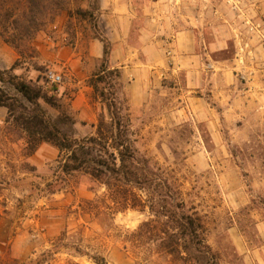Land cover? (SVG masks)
Wrapping results in <instances>:
<instances>
[{
	"label": "rangeland",
	"instance_id": "rangeland-1",
	"mask_svg": "<svg viewBox=\"0 0 264 264\" xmlns=\"http://www.w3.org/2000/svg\"><path fill=\"white\" fill-rule=\"evenodd\" d=\"M78 10L111 42L134 147L200 217L218 264H264V0H0V69L56 98L59 109L40 102L70 116L67 131L80 138L105 109L86 84L102 44ZM119 15L131 16L124 50L107 34ZM5 114L0 107V264H183L139 232L147 209L64 174L50 144L27 154Z\"/></svg>",
	"mask_w": 264,
	"mask_h": 264
},
{
	"label": "trees",
	"instance_id": "trees-1",
	"mask_svg": "<svg viewBox=\"0 0 264 264\" xmlns=\"http://www.w3.org/2000/svg\"><path fill=\"white\" fill-rule=\"evenodd\" d=\"M78 15L91 21L96 31L94 39L102 44L100 63L86 79L105 109L98 114L94 134L80 138L70 134L67 129L73 119L64 112L52 117L40 102L43 99L59 109L56 98L42 96L11 69H0V83L11 90L0 88L5 122L24 134L27 154H33L41 143L50 144L62 154L59 167L64 174L83 173L105 186L123 207L147 209L152 218L139 226V232L153 233L159 247L174 262L218 264L204 239L200 217L185 208L167 180L134 147L130 120L123 113L113 84L121 78V72L111 65V42L99 31L94 14L78 10Z\"/></svg>",
	"mask_w": 264,
	"mask_h": 264
},
{
	"label": "crops",
	"instance_id": "crops-1",
	"mask_svg": "<svg viewBox=\"0 0 264 264\" xmlns=\"http://www.w3.org/2000/svg\"><path fill=\"white\" fill-rule=\"evenodd\" d=\"M118 12L121 13V8H118L117 13ZM114 16H116V15H114ZM130 18H131V16H121V15H119V16H117L116 19H114L115 22L113 24L111 22V24L108 26L109 27L108 31L106 30L108 32L107 33L108 36L110 37L111 41H113V43L119 42V44H117V47H115L116 50L120 49V48L122 50H124L122 48L123 42L127 44V39L126 38H128V35L130 33V26L128 24L131 21ZM182 35H183V33L177 34L176 40H178V38L181 37ZM157 45H162V40H160L158 42L156 41L155 43L153 42L150 45L149 44H144V45H141L139 47H136V46L130 47V45H129L128 46V50H130V48H131L132 51H134V53L138 52V51H140L142 49L144 51H147L148 49L153 48V47H155ZM178 46H179V51H185L186 50L185 46H183V47H181L180 45H178ZM91 47H97L96 43L95 42H91L90 43V48Z\"/></svg>",
	"mask_w": 264,
	"mask_h": 264
},
{
	"label": "built area",
	"instance_id": "built-area-1",
	"mask_svg": "<svg viewBox=\"0 0 264 264\" xmlns=\"http://www.w3.org/2000/svg\"><path fill=\"white\" fill-rule=\"evenodd\" d=\"M48 77L52 82H58L60 80V77L53 73H50Z\"/></svg>",
	"mask_w": 264,
	"mask_h": 264
}]
</instances>
